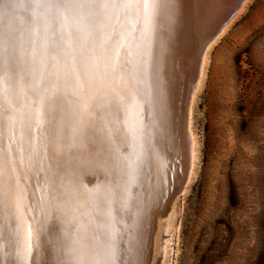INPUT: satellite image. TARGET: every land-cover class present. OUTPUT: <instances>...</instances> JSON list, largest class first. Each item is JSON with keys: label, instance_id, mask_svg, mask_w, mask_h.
Masks as SVG:
<instances>
[{"label": "snow or ice", "instance_id": "1", "mask_svg": "<svg viewBox=\"0 0 264 264\" xmlns=\"http://www.w3.org/2000/svg\"><path fill=\"white\" fill-rule=\"evenodd\" d=\"M182 3L0 0V264H36L40 245V264H144L139 217L183 158L167 144ZM224 3L193 0L186 46ZM85 144L106 177L92 188Z\"/></svg>", "mask_w": 264, "mask_h": 264}, {"label": "rangeland", "instance_id": "2", "mask_svg": "<svg viewBox=\"0 0 264 264\" xmlns=\"http://www.w3.org/2000/svg\"><path fill=\"white\" fill-rule=\"evenodd\" d=\"M263 25L264 0H248L210 52L193 114L197 174L178 200L176 241L170 229L160 234L158 248L170 239L175 249L165 264L257 259L264 217Z\"/></svg>", "mask_w": 264, "mask_h": 264}, {"label": "bare ground", "instance_id": "3", "mask_svg": "<svg viewBox=\"0 0 264 264\" xmlns=\"http://www.w3.org/2000/svg\"><path fill=\"white\" fill-rule=\"evenodd\" d=\"M248 0L244 2L242 7L232 14L236 0H225L224 5L216 13L209 25L203 30L202 33L195 34L190 42L185 44V37L188 31V24L191 19L193 9V0H183L179 5V21L178 30L180 33L179 41V59L177 67L183 65L180 72V80L173 97V111L172 120L169 129L170 139L168 140V152L174 155L172 138L175 139L177 147L184 146L182 152L183 158L179 160V164H172L171 166L176 169L172 174L174 179L170 181L169 191L161 200L159 207L155 208L150 216L147 215L143 221L139 235L143 240L141 248V257L144 264H157L161 256L166 259L170 258L171 253L175 249L170 246V239L162 243V248H158L159 237H162L161 232H173L172 237L175 235V241L178 233V223L175 221L178 213V200L182 194L188 191L190 184L193 182L196 174L199 161V142L193 127V114L196 104V99L203 85L206 77L207 68L210 63V52L214 45L219 41L221 36L225 35L233 21L242 12ZM232 14V15H231ZM27 13L21 12V16H26ZM143 118L147 123L149 120L155 118V113L148 105H144ZM85 149L75 150L82 159L78 160L79 168L82 169L78 175V179L87 188H92L97 184L103 183L106 179L104 173L95 166L93 156L90 154V148L85 144ZM164 161L167 163L171 160V155L162 154ZM155 164L158 170L160 169L159 159H155ZM106 167H111V161L107 162ZM107 179H112L111 174ZM119 206L118 204L116 205ZM166 216L165 221L172 218L173 224L170 228L163 227L165 221L160 218ZM175 222V223H174ZM173 239V238H172ZM170 254H167V253ZM169 255V256H168ZM157 256V257H156ZM2 258V257H0ZM157 258V259H156ZM156 259V261H155Z\"/></svg>", "mask_w": 264, "mask_h": 264}, {"label": "water", "instance_id": "4", "mask_svg": "<svg viewBox=\"0 0 264 264\" xmlns=\"http://www.w3.org/2000/svg\"><path fill=\"white\" fill-rule=\"evenodd\" d=\"M246 0H236V3H235V6H234V9L232 11V14L237 12L241 7L242 5L244 4ZM231 14V15H232ZM85 149V148H83ZM80 150V149H79ZM77 156H78V160L79 159H82L81 157H83L84 155H80L79 153H77ZM81 171V175H82V169L80 170ZM79 171V173H80ZM169 186H170V182L167 183L165 189H164V195L161 197V196H158L154 202H152V199L151 197H149V203H148V206H147V209L145 212H143L141 214V216L139 217V220H138V233H140L141 231V228H142V224H143V221L144 219L146 218L147 215L150 216L151 212L160 206L161 204V200L164 198V196L167 194V192L169 191ZM43 248L44 246L43 245H40L39 248L37 249L36 252H34V259L36 261V264H40V262L45 258V253L43 251ZM0 259H6V258H0ZM139 259L142 260V257H141V253H140V256H139Z\"/></svg>", "mask_w": 264, "mask_h": 264}, {"label": "trees", "instance_id": "5", "mask_svg": "<svg viewBox=\"0 0 264 264\" xmlns=\"http://www.w3.org/2000/svg\"><path fill=\"white\" fill-rule=\"evenodd\" d=\"M261 31L264 36V25L262 26ZM260 232H261L260 247H259L257 259L254 264H264V217L260 224Z\"/></svg>", "mask_w": 264, "mask_h": 264}]
</instances>
